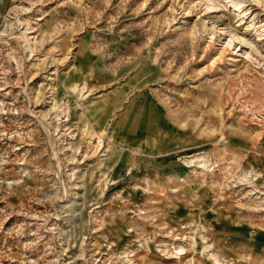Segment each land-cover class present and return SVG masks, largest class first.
<instances>
[{"label": "rangeland", "instance_id": "374dc122", "mask_svg": "<svg viewBox=\"0 0 264 264\" xmlns=\"http://www.w3.org/2000/svg\"><path fill=\"white\" fill-rule=\"evenodd\" d=\"M0 264H264V0H0Z\"/></svg>", "mask_w": 264, "mask_h": 264}]
</instances>
